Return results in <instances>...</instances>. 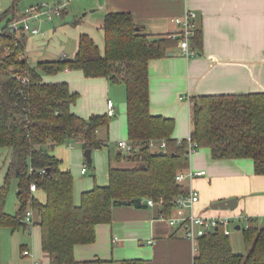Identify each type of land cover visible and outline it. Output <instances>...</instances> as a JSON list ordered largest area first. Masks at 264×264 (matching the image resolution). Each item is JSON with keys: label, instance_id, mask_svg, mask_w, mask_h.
<instances>
[{"label": "trees", "instance_id": "trees-1", "mask_svg": "<svg viewBox=\"0 0 264 264\" xmlns=\"http://www.w3.org/2000/svg\"><path fill=\"white\" fill-rule=\"evenodd\" d=\"M19 1L12 0L0 21L20 15ZM103 28L104 54L91 35L81 33L73 58L40 60L35 65L16 34H0V147L12 149L5 184L0 186V226L28 227L24 217L31 207L50 264L76 262V245L96 240L97 224L112 221L116 201L152 198L167 212L177 196L188 194L176 176L190 165L189 139L175 138V118L154 114L150 106V61L168 55L179 40L169 33L147 32L130 11L106 12ZM201 39L198 27L193 46ZM64 69H82L88 77L105 76L126 85L129 141L134 145L132 152L118 151L115 157L131 164H112L109 182L83 191L78 204L73 174L61 167L50 148L71 140H81L85 149L102 147L107 141L98 130L109 127L110 121L106 113L89 118L75 113L72 105L79 94L68 82L44 81V73ZM24 76L29 82H23ZM191 114L190 137L199 148L209 147L214 158H252L256 173L264 174V91L195 95ZM152 139H166V149H153ZM12 176L19 179L16 213L5 210ZM34 182L45 192L44 201L32 192ZM242 227L246 252L233 250L230 235L220 225L199 237L194 264H264V223L249 217ZM144 262L134 258L120 264Z\"/></svg>", "mask_w": 264, "mask_h": 264}, {"label": "crops", "instance_id": "crops-1", "mask_svg": "<svg viewBox=\"0 0 264 264\" xmlns=\"http://www.w3.org/2000/svg\"><path fill=\"white\" fill-rule=\"evenodd\" d=\"M188 7L196 10L198 14L197 20L202 36L201 42L199 41L196 46L198 54L189 58L182 55L177 43L168 55L151 59L149 73L152 113L174 117L176 125L173 136L177 139L189 138L193 127L192 97L195 95L264 91V0H82L75 8L83 11V17L88 19L82 18L78 22L80 24L82 20L86 21L76 32L78 40L73 53L68 54L63 49L52 54L49 52L50 46L44 47L45 35L42 34L22 32L18 34V38L29 53L37 52V62L57 60L63 55L66 58H73L79 48L81 33L91 35L104 54L106 40L103 22L106 12L130 11L136 22L144 25L147 32L160 35L172 32L177 27L174 17L183 15ZM69 10L67 8L64 14ZM44 21L51 20L44 18L34 23L39 25V22H42L44 27ZM46 30L48 33L51 31L49 28ZM26 55L32 64L30 54L26 52ZM71 75L73 79L88 85H98L99 90L103 87L110 90L109 84L113 83L105 76L88 77L82 69L71 72ZM43 79L46 82L66 81L71 84L70 78L68 81L46 79L43 76ZM95 79L97 81H94ZM70 88L72 89L71 85ZM117 88L127 94L124 87ZM108 93L110 94L109 91ZM111 97H108V101L113 99ZM113 104L115 108V102ZM107 107L109 113L108 102ZM72 110L75 111L74 104ZM96 111L93 113H104ZM75 113L82 115L76 111ZM101 130L102 127L98 130V135L102 138ZM118 141L117 150L120 151ZM67 144L70 145L69 142ZM59 145L52 147L50 150L52 154L55 155L53 149ZM58 158L61 160V167L70 169L63 164L60 157ZM112 164L128 166L131 162L125 158L120 160L115 158L110 166ZM82 168V174L88 173V170L83 173ZM189 168L207 171L181 182L188 190L187 193L191 189H196L200 193V198L193 207L175 204L165 212L163 203L154 200L155 203L152 204L148 202V198H143L149 203L146 207L116 204L113 207L112 221L97 224L94 242L76 245V262L70 264H120L121 260L134 258L143 259L144 264H194L197 252L194 250L192 238L185 235L184 226L172 225L168 217L189 216L192 213L219 215L235 212L244 215L241 221L245 226L249 217L264 223V174L256 173L252 158H214L211 149L204 146L192 154L190 165L184 171ZM93 186L88 183L81 191V196L83 191ZM33 192L36 196L39 193L38 197L42 201L45 200L44 191L37 189ZM17 195L19 198V192ZM232 197L238 200L234 209L211 207L214 201ZM80 201L81 198L75 199L77 204ZM36 226L39 229L38 247L35 246L36 241L32 234ZM21 229L25 231L29 240L22 243L19 255L12 258H9L11 256L9 255L2 259L0 264H7L6 262L32 264V257L23 253L26 247L34 251L41 264H50L48 255L42 250L40 226L34 222Z\"/></svg>", "mask_w": 264, "mask_h": 264}, {"label": "rangeland", "instance_id": "rangeland-1", "mask_svg": "<svg viewBox=\"0 0 264 264\" xmlns=\"http://www.w3.org/2000/svg\"><path fill=\"white\" fill-rule=\"evenodd\" d=\"M78 1V2H77ZM82 0H74L72 1L68 8L70 9L67 13L63 14V16H59L54 18L51 21H44L45 26L43 27L42 22H39L40 29L44 31V33H39L44 36V47H49V52L55 54L56 52H61L63 49L69 54L73 53L74 49L77 46V35L81 25H85L84 19H88V17H83V11L76 10L75 6ZM38 2H50L53 3L55 0H20L19 7L21 10L25 9L27 6ZM12 3V0H0V14L8 8ZM0 15V16H1ZM82 22L76 23L75 19H82ZM6 21H0V30L5 25ZM51 29L50 33L48 30ZM100 29V28H99ZM45 49V48H44ZM27 54H30V61L32 64H36V51L28 52L25 49ZM52 56V55H51ZM70 72H67L66 69L50 74L44 73V77L46 79H61V80H71V87L79 94L77 102L74 103V109L76 112L84 115V117L89 118L93 112L96 110L104 111V113L108 114L110 126L109 129L107 126H103V130H101L102 138H106L107 144L102 147L92 148V161L91 163L86 157L85 148L83 142L81 140H71L70 145H59L53 149L55 155H58L63 160V164L68 166L74 177V186H75V199L80 200L81 191L86 185L89 183L90 186L94 184L104 183L109 181V166L111 161H114L117 154V141L118 140H128L129 139V126L127 121V94L117 87L126 86L123 82H113L110 85V90L103 87L99 90L98 85H88L83 81H78L71 77V72L77 69H70ZM69 73V74H68ZM97 77V76H96ZM90 81V80H88ZM94 81H97L96 79ZM118 83V84H117ZM73 91V90H72ZM110 92V94L108 93ZM112 96V97H111ZM108 97L113 98V102H115L114 113H108ZM74 111V112H75ZM96 111V112H101ZM100 113V114H104ZM98 114V113H97ZM108 129V130H107ZM106 134V136H104ZM104 138V139H105ZM11 147L4 146L0 147V186L5 184V179L8 172L9 162L11 160ZM52 150V148H50ZM121 151V150H120ZM123 159V158H122ZM87 166L88 173L82 174L81 168L83 166ZM18 183L19 179L15 176H12L9 182V189L6 196L5 210L10 213H16L20 206V200L18 198ZM94 185V186H95ZM33 192V191H32ZM40 196L39 193H37ZM44 195H41V197ZM239 224L238 221L230 224V238L231 241L234 242L233 250L236 253H244L246 252L245 241L243 236V227L238 229L236 225ZM242 226H245L244 222H240ZM0 229V263L2 259L11 255L9 258L14 257L15 255H19L20 246L25 241L29 240V237L25 233L23 229H19L13 231V229L8 226H1ZM33 238L36 241V247L40 245L39 242V229L38 227H34L32 230ZM31 243V242H30ZM22 253V252H21ZM8 264V262H6Z\"/></svg>", "mask_w": 264, "mask_h": 264}, {"label": "built area", "instance_id": "built-area-1", "mask_svg": "<svg viewBox=\"0 0 264 264\" xmlns=\"http://www.w3.org/2000/svg\"><path fill=\"white\" fill-rule=\"evenodd\" d=\"M74 0H55V2H38L27 6L23 9L17 17L11 19L5 27L0 30V34L4 33V31H8L12 34H18L22 32H31L34 34L44 33L40 29L38 24H35L34 21L47 19L53 20L56 17L63 15L66 11L68 6ZM1 15V14H0ZM198 14L196 10L193 8H187L185 13L180 16L174 17V22L176 23L177 27L169 33V36L172 38H176L179 40V48L180 53L186 57H192L198 54L197 48L193 46V37L196 35L197 29L199 27V23L197 20ZM62 58H66L65 55ZM21 78V77H20ZM23 82H29L28 77H22ZM108 105L110 106L109 113H114V104L112 100L108 101ZM189 139V146H188V155L189 159L191 158L192 154L197 152L199 149L198 143L193 140L191 137ZM150 146L158 151L165 150L167 147V140L166 139H152L149 142ZM118 147L124 152H132L134 149V145L131 141L128 140H119ZM87 166H83L82 172H86ZM207 171L206 169H188L186 171L181 170L177 173L176 179L179 182L187 178H193L197 175L205 174ZM38 189V185L34 182L31 184V190L35 191ZM200 193L196 189H191L188 194H182L177 196L174 199L176 205L181 207L191 206L193 207L194 204L199 200ZM149 203H155L153 199L148 200ZM243 214L229 212L225 214H195L192 213L189 216H182V217H168L169 222L172 225H181L184 226L185 235L187 237L192 238L194 242V250L197 252L199 245L198 239L199 237L205 235L210 231L217 230L220 225H224V231L226 234L231 233L230 224L235 221H238L239 224L241 220L244 218ZM25 221L32 225L35 222L34 210L30 207L27 209L25 214ZM248 225V224H247ZM246 225V226H247ZM24 255H29L32 257V264H41L40 259L35 255L34 251L28 247L23 249Z\"/></svg>", "mask_w": 264, "mask_h": 264}, {"label": "water", "instance_id": "water-1", "mask_svg": "<svg viewBox=\"0 0 264 264\" xmlns=\"http://www.w3.org/2000/svg\"><path fill=\"white\" fill-rule=\"evenodd\" d=\"M86 157L91 163L92 161V148L85 149ZM238 200L236 197L227 198V199H220L217 201H214V203L211 205L212 208L215 209H234L237 206ZM115 204H134L138 207H146L149 205L147 201H144L141 197H135L132 200H118L115 202ZM242 226L241 224H237L236 228L240 229Z\"/></svg>", "mask_w": 264, "mask_h": 264}]
</instances>
